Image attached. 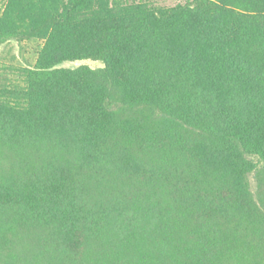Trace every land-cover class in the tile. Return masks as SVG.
Returning a JSON list of instances; mask_svg holds the SVG:
<instances>
[{"label": "trees", "instance_id": "obj_1", "mask_svg": "<svg viewBox=\"0 0 264 264\" xmlns=\"http://www.w3.org/2000/svg\"><path fill=\"white\" fill-rule=\"evenodd\" d=\"M34 39L0 74V264H264V0H4L0 45Z\"/></svg>", "mask_w": 264, "mask_h": 264}, {"label": "rangeland", "instance_id": "obj_2", "mask_svg": "<svg viewBox=\"0 0 264 264\" xmlns=\"http://www.w3.org/2000/svg\"><path fill=\"white\" fill-rule=\"evenodd\" d=\"M129 3H146L157 7H171L178 3L184 4L190 0H127ZM4 0H0V9ZM43 44V40H25L17 42L10 40L0 45V74L3 73L2 67H30L35 63L39 49ZM86 64L91 68L102 67L103 64L100 61L85 59L79 61H65L61 63L60 67H77L79 65ZM8 76L13 77L14 74L8 72ZM251 185L254 186V178L251 175L249 177Z\"/></svg>", "mask_w": 264, "mask_h": 264}]
</instances>
